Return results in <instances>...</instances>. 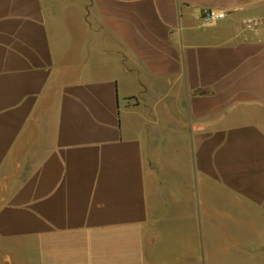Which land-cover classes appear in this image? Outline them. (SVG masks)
I'll return each instance as SVG.
<instances>
[{
  "label": "crops",
  "instance_id": "obj_1",
  "mask_svg": "<svg viewBox=\"0 0 264 264\" xmlns=\"http://www.w3.org/2000/svg\"><path fill=\"white\" fill-rule=\"evenodd\" d=\"M262 18L0 0V264H264Z\"/></svg>",
  "mask_w": 264,
  "mask_h": 264
},
{
  "label": "built area",
  "instance_id": "obj_2",
  "mask_svg": "<svg viewBox=\"0 0 264 264\" xmlns=\"http://www.w3.org/2000/svg\"><path fill=\"white\" fill-rule=\"evenodd\" d=\"M227 19V14L224 11L210 9L203 14V21L207 25H215L218 22ZM243 27L248 31H256L264 29V18L262 19H248L242 22Z\"/></svg>",
  "mask_w": 264,
  "mask_h": 264
}]
</instances>
